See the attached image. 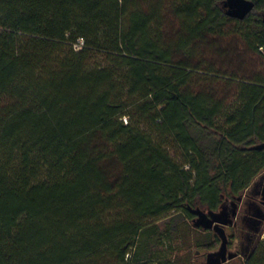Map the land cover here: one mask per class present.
Segmentation results:
<instances>
[{
    "label": "trees",
    "instance_id": "16d2710c",
    "mask_svg": "<svg viewBox=\"0 0 264 264\" xmlns=\"http://www.w3.org/2000/svg\"><path fill=\"white\" fill-rule=\"evenodd\" d=\"M253 1L238 19L227 0H0V264H195L221 245L190 222L264 174ZM223 38L260 71L200 60ZM245 217L244 264H264V207Z\"/></svg>",
    "mask_w": 264,
    "mask_h": 264
},
{
    "label": "rangeland",
    "instance_id": "374dc122",
    "mask_svg": "<svg viewBox=\"0 0 264 264\" xmlns=\"http://www.w3.org/2000/svg\"><path fill=\"white\" fill-rule=\"evenodd\" d=\"M234 41V42H233ZM232 43V44H231ZM227 49V51H225ZM240 52V55H238V58H235V56H232L231 54H228V51ZM201 55L198 57H201L200 60L205 59L207 60V64L214 63L217 67L218 71H226V68L230 69L231 73H236L239 78L245 77H251L254 73H258L260 71V65L259 62H255L252 59H259V55L255 53L253 50L249 49L241 40L235 41V39L231 40V38H223V39H217L212 47H202L201 48ZM224 51V53H227L225 56L221 55V53ZM261 51H263V48H261ZM99 59H102V56L100 55ZM174 59H182L181 55L175 54ZM241 59V60H238ZM100 61V60H99ZM194 62H199V59H193L191 60ZM245 62L244 64H241ZM224 66V67H223ZM222 75V74H221ZM264 174L259 176L255 183L256 185L262 181ZM255 187V184L250 188L248 191L249 194H252ZM203 213L208 215L209 218L212 219L211 211L207 209H201ZM237 213L233 217L231 215L228 219V217L225 215V207H222L219 211H217L215 214V217H219L223 221L227 222L226 224H221L222 227H224L226 234L228 236V255H235L232 259H229L227 262L223 264H244L246 253V248L244 250L242 247H247V238L246 236L249 233H253L247 224L246 217L243 218L239 216L238 210H236ZM238 217V220H236ZM199 220V216H197L194 220H191V224L194 228L199 229H205L204 224L197 225V222ZM232 222V223H231ZM234 223V224H233ZM235 223H238L235 225ZM215 231V230H213ZM216 232V231H215ZM262 232H264V227L262 228ZM217 233V232H216ZM259 242L264 241V233L260 235ZM170 243L168 240L164 242L163 248L165 255L167 258L172 259L174 258V255L171 254V251L169 250ZM176 247L178 253H182L181 251V243L176 242ZM220 245L214 249V250H207L203 248H193L191 251V256L194 259L195 264H207V257L208 254L211 252L219 251ZM246 252V253H244ZM240 254V256H239Z\"/></svg>",
    "mask_w": 264,
    "mask_h": 264
},
{
    "label": "water",
    "instance_id": "95a60500",
    "mask_svg": "<svg viewBox=\"0 0 264 264\" xmlns=\"http://www.w3.org/2000/svg\"><path fill=\"white\" fill-rule=\"evenodd\" d=\"M227 7L229 8V13L235 18L244 19L254 8L255 2L253 0H227ZM264 51V48H263ZM264 145L257 146V148H262ZM199 215V220L197 225L204 224L205 228H211L215 230L221 237V245L219 251L211 252L207 257V264H223L229 259H232L235 255H228V236L222 223L223 221L219 217H215L214 212H211L212 219L208 217L202 211L197 212ZM237 212H234L236 215Z\"/></svg>",
    "mask_w": 264,
    "mask_h": 264
},
{
    "label": "flooded vegetation",
    "instance_id": "af4514ba",
    "mask_svg": "<svg viewBox=\"0 0 264 264\" xmlns=\"http://www.w3.org/2000/svg\"><path fill=\"white\" fill-rule=\"evenodd\" d=\"M254 190L255 191H253L252 194H246L243 198V200L245 198H249L251 200V202H254L253 205L244 206L243 200H242V202H240V204L238 206H235V205H225L224 206L225 207V215L228 217V219L231 215H233V217L235 216L234 212H237L236 210H238L240 217H245V216L248 217V216H250V214H254L256 212V205L257 204H261V206L264 207V179L256 185ZM251 202H249V203L252 204ZM236 220H238V217ZM242 220L244 221V219H242ZM236 224H238V223H235V225Z\"/></svg>",
    "mask_w": 264,
    "mask_h": 264
},
{
    "label": "built area",
    "instance_id": "2783aa9c",
    "mask_svg": "<svg viewBox=\"0 0 264 264\" xmlns=\"http://www.w3.org/2000/svg\"><path fill=\"white\" fill-rule=\"evenodd\" d=\"M84 45V40L80 39V41L75 45V49L79 50Z\"/></svg>",
    "mask_w": 264,
    "mask_h": 264
}]
</instances>
